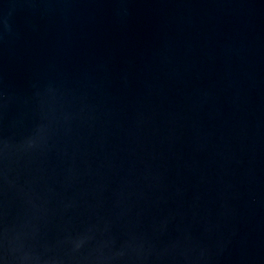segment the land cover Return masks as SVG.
<instances>
[{"label": "water", "instance_id": "1", "mask_svg": "<svg viewBox=\"0 0 264 264\" xmlns=\"http://www.w3.org/2000/svg\"><path fill=\"white\" fill-rule=\"evenodd\" d=\"M0 264H264V0H0Z\"/></svg>", "mask_w": 264, "mask_h": 264}]
</instances>
